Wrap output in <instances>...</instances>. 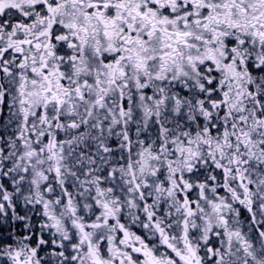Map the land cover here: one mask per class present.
I'll return each instance as SVG.
<instances>
[{"label":"snow or ice","instance_id":"1","mask_svg":"<svg viewBox=\"0 0 264 264\" xmlns=\"http://www.w3.org/2000/svg\"><path fill=\"white\" fill-rule=\"evenodd\" d=\"M0 264H264V0H0Z\"/></svg>","mask_w":264,"mask_h":264}]
</instances>
